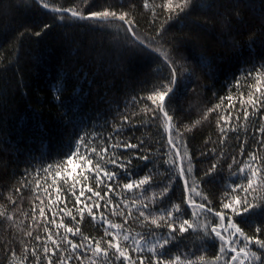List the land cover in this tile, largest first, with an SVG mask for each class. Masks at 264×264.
I'll return each mask as SVG.
<instances>
[{"label": "snow or ice", "instance_id": "6c2138e0", "mask_svg": "<svg viewBox=\"0 0 264 264\" xmlns=\"http://www.w3.org/2000/svg\"><path fill=\"white\" fill-rule=\"evenodd\" d=\"M35 2L57 14L62 21L66 18L89 19L98 21L102 26L115 27L118 38L121 31L124 33L120 43L127 51L158 53L167 66L168 75L161 77L146 96H133L131 103L136 105L143 101L139 114H150V118L158 122L166 141L161 155L168 159L163 161L166 165L161 174L165 177L164 181L156 178L155 162L152 168L144 164L146 172L143 169L139 173L135 171L140 165L134 162H148L150 157L143 148L145 141L134 143L131 137L121 138L124 126L131 125L137 115L127 111L128 105H125L123 113L117 109L119 115L113 118L111 131L106 136L97 131L83 134L73 131L67 141L69 149L59 153V162L48 163L32 173L25 169L8 195L0 196L7 201L0 204V221L9 230L17 229L20 234L17 237L12 232V240L18 242L21 248L18 264H28L29 258L34 264H72L73 260L76 264H84L85 259L88 264H264V155H259L258 150L248 152V160L241 162H237L235 156L230 157L228 170L241 183L233 181L225 186L219 198L220 210H216L202 185L216 182L222 171L225 153L223 150L218 153L215 147L212 148L210 154L213 160L203 176L196 177L193 153L187 143V134L216 113L226 99L230 108L216 121L219 144L226 143L229 133L240 131L238 126L233 125V120L239 125L242 117L245 133L248 122L256 118L259 126L255 132L260 135L257 143L264 147V63L253 64L235 79L234 87L239 93L236 103L240 106L237 115L232 114L231 108L235 105L231 104L233 97L229 95L221 98V104L203 111L200 120L191 125L178 126L170 114L175 111L172 105L182 84L194 82L192 78L196 66L205 64L203 57L190 67L183 58L178 59L174 55L171 47H166L163 24L154 36L141 35L129 11H118L109 6L85 12L90 0H82L81 5L72 7L57 6L48 0ZM159 7L167 14V22L181 14L189 17L197 9L211 11L217 4L197 3V0H163ZM144 8H152V15L156 17L155 8L149 0H144ZM217 16L228 29L232 27L233 17L240 21V13L235 9H227L226 14L217 12ZM192 23L194 30L203 27L196 21ZM49 27L45 24L43 30ZM36 35L40 36L41 32H36ZM64 90V85L58 81L57 92ZM210 142L216 143L204 141L205 145ZM240 154H244L243 147ZM201 155L208 156L209 153L202 152ZM233 165H236L235 170ZM33 173L35 179L30 180ZM177 178L183 183L178 203L172 202L169 195L174 192ZM26 192L31 194L28 211L23 207ZM69 195L74 198L71 206ZM182 205L191 209L190 218ZM86 217L102 229V234H84L81 226ZM65 218H68V223ZM28 220L31 223L25 225ZM134 226L143 231H136ZM40 229H43V238L39 234ZM193 236L201 245L218 241V251L207 259L204 255L181 251L180 245ZM33 240L39 247L29 246ZM5 243L9 244L8 251L15 260L17 251L11 243Z\"/></svg>", "mask_w": 264, "mask_h": 264}, {"label": "trees", "instance_id": "16d2710c", "mask_svg": "<svg viewBox=\"0 0 264 264\" xmlns=\"http://www.w3.org/2000/svg\"><path fill=\"white\" fill-rule=\"evenodd\" d=\"M48 2L72 7L81 5L82 0ZM212 2L217 7L211 11L197 9L189 17L181 14L167 22V14L159 7L163 0H149L155 8L156 17L152 15V8H144V0H90L89 7L84 9L87 12L111 6L118 11H129L141 35L154 36L163 24V42L174 50L178 59L183 58L191 67L199 58H204L205 64L196 66L192 78L194 82L182 84L172 105L175 111L170 114L178 126L191 125L200 120L203 111L221 104V98L229 95L233 97L231 104L235 105L231 108L232 114L237 115L240 106L236 103L239 93L234 87L235 79L253 64L264 63V0H197V3ZM227 9L240 13L239 22L233 17L231 29L225 28L217 16V12L226 14ZM193 21L203 27L194 30ZM45 24L50 27L43 30ZM36 32H41V35L37 36ZM123 35L121 31L118 38L115 27L102 26L96 20L66 18L62 21L57 14L43 9L35 0H0V196L8 195L25 169L32 173L48 163L59 162V153L69 149L67 141L73 131L81 134L97 131L108 135L113 118L125 111V105H128L127 111L137 115L131 125L124 126L121 138L131 137L134 143L145 141L143 148L150 157L148 162H134L140 165L135 171L139 173L143 169L146 172L144 164L152 168L155 162L156 178L165 180L161 174L166 167L163 161L168 157L161 155L166 148L163 131L150 114H139L144 102L133 105L131 98L146 96L161 77L168 75V69L156 52L125 50L120 43ZM58 81L65 88L60 93L57 92ZM229 108L230 104L225 99L216 113L187 134L196 177L203 176L213 160L210 154L212 148L215 147L218 153L221 150L225 153L222 171L216 182L202 185L216 210H220L219 198L225 186L233 181L241 183L228 170L230 157L235 156L237 162H241L248 160V152L258 150L259 155H264V147L257 143L260 135L255 132L259 126L256 118L248 122L247 133L243 130L245 122L242 117L239 125L233 120V125L238 126L240 131L229 133L226 143L219 144L216 121ZM205 140L216 143L205 145ZM241 147L244 148L243 155L240 154ZM202 152L209 155L202 156ZM235 169L236 165H233ZM43 175L41 172L40 176ZM29 179L34 180L35 174ZM173 188L174 192L169 195L172 202L178 203L183 188L179 178ZM30 198V192H26L25 211L29 210ZM73 199L69 195V206ZM196 199L199 200L198 197ZM6 203V200L0 199V204ZM182 208L190 218L191 209L186 205ZM19 219L23 220V217ZM65 222L68 223V218ZM24 223L27 225L31 221ZM81 227L85 235L102 234V229L87 217ZM134 228L143 231L136 226ZM12 232L19 237L17 229L9 230L0 221V264H18L20 260L21 248L18 242L12 240ZM39 234L43 238V229L39 230ZM74 239L79 240V237ZM5 241L17 251L15 260ZM185 244L180 245L181 251L204 255L206 259L218 251V241L201 245L193 236ZM29 246L39 247L34 240L29 242ZM28 264H34V261L29 258ZM72 264L76 261L73 260ZM84 264H88L87 259Z\"/></svg>", "mask_w": 264, "mask_h": 264}]
</instances>
